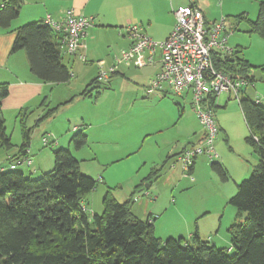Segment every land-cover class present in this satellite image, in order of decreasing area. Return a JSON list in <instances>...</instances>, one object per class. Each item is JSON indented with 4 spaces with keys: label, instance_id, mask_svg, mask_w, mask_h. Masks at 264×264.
<instances>
[{
    "label": "rangeland",
    "instance_id": "rangeland-1",
    "mask_svg": "<svg viewBox=\"0 0 264 264\" xmlns=\"http://www.w3.org/2000/svg\"><path fill=\"white\" fill-rule=\"evenodd\" d=\"M196 1L208 21L219 22L223 19L225 31H232L228 47L238 49V56L252 66L249 75L254 77L255 89H248L246 96L252 99L259 97L264 106V40L257 34L248 33L249 22L256 19L259 3L264 0ZM147 2L154 7L152 0H139L140 8L146 6ZM188 2L167 0V4L174 9ZM153 3L156 8L158 5L165 7L163 0H153ZM104 39H109V42ZM110 39L106 35L99 36L91 44L96 48L93 52V56L97 57L95 60L102 59L99 65L102 69L109 67L108 62L118 52L110 44ZM90 42L86 41V46ZM64 59L66 61L67 57ZM124 71L125 75L140 80L147 74L140 70ZM113 84L115 95L106 91L96 99V91L101 86L91 91L94 92L92 100L78 104V110L86 113L93 127L87 129L89 140L82 149L75 151L72 145L69 146L80 172L98 180L95 189L83 201L87 214H101L103 196L109 191L119 203L131 199V213L136 217L145 220L150 214L151 220L154 219V235L162 242L169 237L188 240L187 227L183 222L188 218L190 233L197 231L202 240L230 253L229 229L234 222L243 219L244 214L239 218L237 209L229 204V200L236 194L237 184L247 179L258 164L257 154L246 142L248 130L238 101L230 98L225 104L226 95L220 96V107L215 108L213 113L220 130L214 141L216 155L213 158L198 156L189 178L187 174L184 175L177 158L183 148L196 141L194 133L200 136L203 132L191 109L190 97L181 98L169 92L159 100L155 99L158 95L145 97V89L139 86L136 90L135 83L130 81L121 79ZM74 109L60 108L48 119L35 124L33 122L37 116L31 114L33 116L25 122L24 128L20 124V117L15 121L7 116L5 134L10 146L5 148L0 145V161L6 160L7 155L18 154L25 129L30 134L28 149L33 164L30 168L19 166L16 170L32 178L52 171L53 151L59 148L68 150L65 135L75 124L68 119L70 110ZM47 133L62 140L61 144H55L49 138V144L43 146L41 139ZM60 134L63 136L59 137ZM211 161L224 166L227 181L222 182L213 173Z\"/></svg>",
    "mask_w": 264,
    "mask_h": 264
},
{
    "label": "trees",
    "instance_id": "trees-1",
    "mask_svg": "<svg viewBox=\"0 0 264 264\" xmlns=\"http://www.w3.org/2000/svg\"><path fill=\"white\" fill-rule=\"evenodd\" d=\"M22 4L23 0H6L0 6L1 28H8L18 17ZM56 33L44 22L26 23L16 29L12 51H25L30 72L40 81L65 83L71 72L62 63L61 35L58 33L57 38ZM248 33L264 40V1L259 3L256 19L249 22ZM238 53L233 48L231 57H213L218 70L248 80L239 101L231 93L223 94L228 96L225 104L230 98L238 101L248 130L246 142L258 156L257 166L247 179L237 184L236 194L229 200L239 218L244 214L229 229L230 253L200 239L197 231L188 240L169 237L162 242L154 235V219L151 220L150 214L145 220L136 217L131 213V199L119 203L109 191L103 196L101 214H87L83 201L98 180L82 174L71 152L59 148L53 151V170L37 178L17 171L18 167L8 168L15 157L8 158L6 168L0 171V264H264V106L259 97L246 96L248 89H255L254 77L249 75L252 66ZM99 84L103 83L95 77L80 95L92 97L91 91L101 87ZM7 94V84H0V145L5 148L10 144L1 100ZM220 96L209 101L212 115L220 107ZM54 111L48 110L39 121ZM215 126L217 136L220 130L216 123ZM86 141L82 131L70 137L75 150L85 146ZM29 145L30 134L23 129L19 156L25 155ZM210 168L222 182L228 180L220 162L211 161Z\"/></svg>",
    "mask_w": 264,
    "mask_h": 264
},
{
    "label": "crops",
    "instance_id": "crops-1",
    "mask_svg": "<svg viewBox=\"0 0 264 264\" xmlns=\"http://www.w3.org/2000/svg\"><path fill=\"white\" fill-rule=\"evenodd\" d=\"M5 1L6 0H0V6H2ZM163 1L165 3L164 8L160 5L156 8L152 0L154 7L149 6L150 4L147 2V5L141 9L139 0H23V4L19 9L18 17L11 22L8 28L4 29L0 27V84H7L8 86L7 96L1 100V112L4 121L6 122L7 116L12 117L13 119L20 117V123L25 124V122L33 116L31 114H35L37 116L33 122V124H35L50 109H55L56 111L60 108H75L72 111L70 110V115L68 117V119L72 120L75 124H72V127L69 128L65 135L68 138L67 149L70 151L69 146L72 145L70 143L69 136L71 134L73 135L76 131H82L86 135V144H88L89 134L87 129H91L93 127L91 123L92 120L86 116L84 111L78 110V104L80 102L83 103V101L86 100H92L93 97H85L80 95V93L87 88L88 84H90V82L97 76V73L101 68L99 65L100 62H102V59L95 60L97 57L93 56V52L96 48H93L91 45L92 42H94L99 36L106 35L111 37L110 44L118 51L117 54L108 62V66H111L120 51L125 50L130 46L131 40L127 37L125 32H123L124 27L137 25L143 30V33L152 40H164L173 29L175 19L172 11L174 8L171 7L170 4H167V0ZM190 3H194V5L202 11L206 23L210 24L216 22L208 21L206 19L203 10L200 8V5L196 0H189L188 4L185 5H189ZM69 11H72L76 15L93 18V25L87 30L82 41L83 48L81 49V53H83L86 60L82 62L78 58L62 52V63L71 72V78L69 81L65 83L40 81L30 72L25 51H12V44L15 38L16 29L29 22H44L47 17H49L54 23L62 22ZM56 35L57 38L60 37L58 33H56ZM104 40L105 42H109V39ZM86 41H91L90 45L86 46ZM86 55L89 57V61L87 60ZM64 57H67L66 61ZM160 57V52L156 51L153 56L154 62L149 64L147 62V54L141 53L133 59L129 66L124 64L118 65L116 72L111 75L106 82L99 84L102 88L97 89L96 92L100 93L95 96L96 99L106 91L112 92V94L115 95L116 91L113 88V82H119L121 79L135 83L136 90L139 86L145 89L149 80L160 70ZM76 64L79 66H76ZM81 64L85 66H81ZM72 66L73 68H71ZM126 69H132L134 71L140 70L146 72L147 74L142 78V80H140L138 77L125 75L124 70ZM118 75L120 77H114ZM140 81H143L142 83L144 84L140 83ZM131 89H134V87ZM168 92L171 93L170 88L163 87V94H157L158 97L155 99L160 100L166 97ZM93 93L94 92H91V94ZM155 95L156 94L153 96ZM226 99H228L227 95ZM48 118L49 117L46 119ZM15 121H17V119H15ZM68 123L70 122L68 121ZM37 125L38 124H36V126ZM70 125L71 124H69V126ZM194 135L196 141L191 142L189 146L198 144L202 141L203 132L200 136L196 133H194ZM60 136L63 135L60 134L59 137ZM43 137L47 139L50 138L51 142L58 145L62 142V140L59 138V140H57L50 134ZM49 141L50 140H48V142ZM27 152V155L31 158L30 150L28 149ZM19 154L20 153L18 152L17 155L16 153H13V156L7 155L5 157L6 160L0 161V165L6 166L8 158L15 157L16 159ZM192 170H194V165ZM186 220L188 221V218L183 219V222L185 227H187L186 232L189 238L192 233H190V229H188V223ZM197 234L201 239L200 234L198 232Z\"/></svg>",
    "mask_w": 264,
    "mask_h": 264
},
{
    "label": "built area",
    "instance_id": "built-area-1",
    "mask_svg": "<svg viewBox=\"0 0 264 264\" xmlns=\"http://www.w3.org/2000/svg\"><path fill=\"white\" fill-rule=\"evenodd\" d=\"M173 16V29L162 41L152 40L137 25L124 27L123 32L131 40L130 46L120 51L115 64L106 69L100 68L96 77L99 83H104L116 72L118 65L129 66L141 53H146L147 62L152 64L155 52H160V70L149 80L145 95H154L163 91V87L170 88L176 96L189 95L193 112L203 127V141L185 149L177 159L182 164L184 175L191 177L195 157L205 155L212 158L216 155L213 140L217 129L209 106L211 97L217 98L223 93H231L239 101L241 90L248 84V80L231 77L214 66V56L227 58L233 55V48L227 45L232 31H225L223 19L208 24L202 11L195 5L179 6L173 10ZM44 23L61 35L60 49L63 53L82 62L86 60L81 53L82 41L93 25L92 17L69 11L62 22L54 23L47 17ZM41 142L43 146L49 144L44 137ZM27 154L28 152L8 163V168L16 169L22 165L31 167L32 159ZM5 168L0 165V171Z\"/></svg>",
    "mask_w": 264,
    "mask_h": 264
}]
</instances>
